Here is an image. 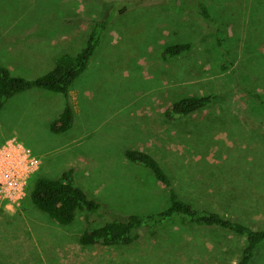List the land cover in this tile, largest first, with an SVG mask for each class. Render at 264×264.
Wrapping results in <instances>:
<instances>
[{
  "label": "rangeland",
  "instance_id": "obj_1",
  "mask_svg": "<svg viewBox=\"0 0 264 264\" xmlns=\"http://www.w3.org/2000/svg\"><path fill=\"white\" fill-rule=\"evenodd\" d=\"M143 1L128 12L119 5V17L76 82L70 132L50 129L64 111L61 95L36 89L0 111V147L15 139L37 161L23 199L15 205L0 199L2 264L238 263L245 238L197 226L173 227L132 246H82L81 214L61 226L31 202L39 179L72 169L76 184L113 215L166 209V190L126 160L135 148L156 156L184 198L253 229L264 224V106L245 91L256 81L264 97V0H198L209 6L214 32L225 30L226 37L188 13L186 0ZM111 7L109 0H0V64L28 79L49 72L51 58L76 54L91 22ZM183 43L193 44L189 53L162 58L164 48ZM226 61L233 66L224 72ZM205 94L217 99L193 118L164 117L180 97ZM258 250L252 264H264V245Z\"/></svg>",
  "mask_w": 264,
  "mask_h": 264
},
{
  "label": "trees",
  "instance_id": "obj_2",
  "mask_svg": "<svg viewBox=\"0 0 264 264\" xmlns=\"http://www.w3.org/2000/svg\"><path fill=\"white\" fill-rule=\"evenodd\" d=\"M129 1L109 0L112 6L111 11L104 19H94L91 22L92 28L85 37L83 47L76 54L68 52L56 54L51 58V70L41 76L32 79L15 76L7 67L0 64V111L15 96L36 89L61 95L65 99L64 111L52 122L50 129L58 135L70 132L74 128L76 119L71 102V91L92 64L112 25L119 17V5L123 3L122 12H128L146 4L140 0V4L130 6ZM161 1L163 0H157L153 4H159ZM186 1L189 6L188 13L190 11L199 16L201 22L216 36L220 34L226 37L225 30L214 32L213 27L216 26V21L205 1ZM224 42L225 38H221L219 45L223 46ZM192 48L191 43L167 46L163 49L162 58L169 61L184 56ZM232 66V63L226 61L221 68L226 72ZM251 85L253 88H246V93L264 106V97L259 91L260 86L256 81ZM216 99L215 94L182 96L164 110V117L168 121L182 123L209 108ZM125 156L129 163L148 170L157 183L166 190L169 199L166 209L151 214H131L123 218L113 215L76 184L72 169L64 172L59 179H39L30 193L31 202L38 210L61 226L71 225L75 222L77 215L81 214L86 226L85 232L79 239L82 246H132L145 236L155 237L173 227L197 226L220 229L245 238L242 256L236 264L253 263L258 249L264 245V224L258 229H253L239 219L223 215L211 207L199 205L197 202L184 198L176 179L156 156L147 151L135 148L128 150ZM0 264H2L1 261Z\"/></svg>",
  "mask_w": 264,
  "mask_h": 264
},
{
  "label": "built area",
  "instance_id": "obj_3",
  "mask_svg": "<svg viewBox=\"0 0 264 264\" xmlns=\"http://www.w3.org/2000/svg\"><path fill=\"white\" fill-rule=\"evenodd\" d=\"M36 168L37 161L17 140H9L0 147V199L19 203L27 179Z\"/></svg>",
  "mask_w": 264,
  "mask_h": 264
}]
</instances>
